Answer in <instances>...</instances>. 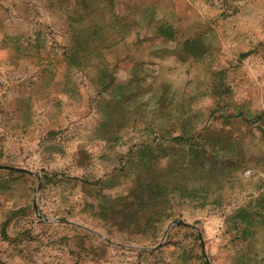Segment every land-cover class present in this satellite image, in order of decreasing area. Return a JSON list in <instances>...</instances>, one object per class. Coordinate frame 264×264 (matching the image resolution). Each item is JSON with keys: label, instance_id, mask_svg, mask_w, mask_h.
<instances>
[{"label": "rangeland", "instance_id": "rangeland-1", "mask_svg": "<svg viewBox=\"0 0 264 264\" xmlns=\"http://www.w3.org/2000/svg\"><path fill=\"white\" fill-rule=\"evenodd\" d=\"M232 155L264 174V0H0V264H264Z\"/></svg>", "mask_w": 264, "mask_h": 264}, {"label": "crops", "instance_id": "crops-1", "mask_svg": "<svg viewBox=\"0 0 264 264\" xmlns=\"http://www.w3.org/2000/svg\"><path fill=\"white\" fill-rule=\"evenodd\" d=\"M235 126L232 125V136L235 134ZM176 136H174L175 138ZM232 141H233V137H232ZM170 156H171V153H170ZM230 160V159H229ZM246 169V160L245 159H240L239 157L237 158V156H233L232 155V184L234 180H245V176L247 175L248 176V179L249 178V175H254L251 179H254V178H259L260 181H264V174H241L242 171H245ZM233 187V185H232Z\"/></svg>", "mask_w": 264, "mask_h": 264}, {"label": "water", "instance_id": "water-1", "mask_svg": "<svg viewBox=\"0 0 264 264\" xmlns=\"http://www.w3.org/2000/svg\"><path fill=\"white\" fill-rule=\"evenodd\" d=\"M177 222H182V223H186V222H184V221H177ZM187 224V223H186Z\"/></svg>", "mask_w": 264, "mask_h": 264}]
</instances>
